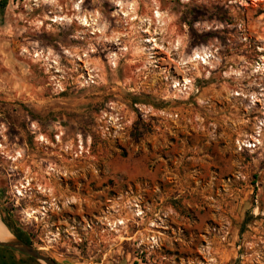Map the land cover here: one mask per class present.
<instances>
[{
    "label": "rangeland",
    "instance_id": "obj_1",
    "mask_svg": "<svg viewBox=\"0 0 264 264\" xmlns=\"http://www.w3.org/2000/svg\"><path fill=\"white\" fill-rule=\"evenodd\" d=\"M3 1L2 220L57 264H264V0Z\"/></svg>",
    "mask_w": 264,
    "mask_h": 264
},
{
    "label": "trees",
    "instance_id": "obj_2",
    "mask_svg": "<svg viewBox=\"0 0 264 264\" xmlns=\"http://www.w3.org/2000/svg\"><path fill=\"white\" fill-rule=\"evenodd\" d=\"M6 3V0L3 1L2 7H5ZM138 100L139 97H134V102H137ZM3 221L7 224V226L12 230L14 234H16L26 242L34 245V242L32 240V233L17 226V224H15L14 221L7 216L3 217ZM0 264H43V262L16 249L9 247H0Z\"/></svg>",
    "mask_w": 264,
    "mask_h": 264
},
{
    "label": "water",
    "instance_id": "obj_3",
    "mask_svg": "<svg viewBox=\"0 0 264 264\" xmlns=\"http://www.w3.org/2000/svg\"><path fill=\"white\" fill-rule=\"evenodd\" d=\"M0 247L16 249L22 253L35 257L36 259L43 262V264H57L53 257L44 253L35 245L26 242L15 234H13V236L7 240L0 239Z\"/></svg>",
    "mask_w": 264,
    "mask_h": 264
},
{
    "label": "bare ground",
    "instance_id": "obj_4",
    "mask_svg": "<svg viewBox=\"0 0 264 264\" xmlns=\"http://www.w3.org/2000/svg\"><path fill=\"white\" fill-rule=\"evenodd\" d=\"M13 236L11 229L5 224V222L0 217V239L7 240Z\"/></svg>",
    "mask_w": 264,
    "mask_h": 264
},
{
    "label": "crops",
    "instance_id": "obj_5",
    "mask_svg": "<svg viewBox=\"0 0 264 264\" xmlns=\"http://www.w3.org/2000/svg\"><path fill=\"white\" fill-rule=\"evenodd\" d=\"M65 264H78V263H71V262H70V263H65Z\"/></svg>",
    "mask_w": 264,
    "mask_h": 264
},
{
    "label": "built area",
    "instance_id": "obj_6",
    "mask_svg": "<svg viewBox=\"0 0 264 264\" xmlns=\"http://www.w3.org/2000/svg\"><path fill=\"white\" fill-rule=\"evenodd\" d=\"M2 126H4V125H2ZM3 135V131H1V136ZM3 137V136H2ZM2 145V144H1Z\"/></svg>",
    "mask_w": 264,
    "mask_h": 264
}]
</instances>
